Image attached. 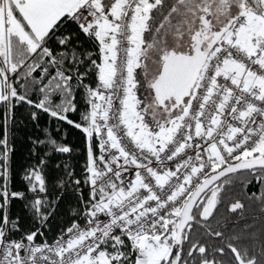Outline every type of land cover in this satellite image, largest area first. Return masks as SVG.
<instances>
[{
	"label": "snow or ice",
	"instance_id": "6c2138e0",
	"mask_svg": "<svg viewBox=\"0 0 264 264\" xmlns=\"http://www.w3.org/2000/svg\"><path fill=\"white\" fill-rule=\"evenodd\" d=\"M63 124L79 174L55 159L74 152ZM253 181L264 0H0V264H264Z\"/></svg>",
	"mask_w": 264,
	"mask_h": 264
},
{
	"label": "trees",
	"instance_id": "16d2710c",
	"mask_svg": "<svg viewBox=\"0 0 264 264\" xmlns=\"http://www.w3.org/2000/svg\"><path fill=\"white\" fill-rule=\"evenodd\" d=\"M26 115V109L20 108L17 111L18 117H23ZM72 119H77V115L73 114ZM40 126L41 128H49L50 130H54L57 127V124L55 121H51L50 118L46 115H42L40 120ZM39 134L38 130L33 127L31 123L23 122L20 124L19 128L16 131V137H15V146H16V152H15V162L16 167L19 169L21 165L27 162V155H28V147L29 142L27 140V137L29 135H37ZM59 138H61L64 142H66L69 146H72L74 148V152L71 156H68L67 154L64 156L57 155L55 158L57 161L59 160H66L70 164L73 165L75 168L77 174H79L82 171V166L85 162L86 153L84 150V138L82 134L79 132V130H76L72 128L71 126L67 124L62 125V129L60 132L55 133ZM242 180H247L249 177L246 175L243 177H240ZM227 187V186H226ZM240 185L237 184L235 191H239ZM261 189L260 191H264V186L258 184L256 181H253L251 184H248L247 187L244 189L249 195L252 193H256L257 191ZM73 197L69 196L66 197L65 203L61 205L60 211L57 215V218L53 220L52 222V231L48 233L49 237L57 231V229L67 221L68 217V211H67V205L69 202H71ZM15 208L18 210L20 208L19 203L17 202L15 205ZM224 209H221V212H223ZM250 216H258L257 211H249Z\"/></svg>",
	"mask_w": 264,
	"mask_h": 264
},
{
	"label": "flooded vegetation",
	"instance_id": "af4514ba",
	"mask_svg": "<svg viewBox=\"0 0 264 264\" xmlns=\"http://www.w3.org/2000/svg\"><path fill=\"white\" fill-rule=\"evenodd\" d=\"M260 190H261V189H259V190L257 191V195H259V193L261 192ZM257 212H258V210H257ZM258 214H259V213H258Z\"/></svg>",
	"mask_w": 264,
	"mask_h": 264
}]
</instances>
